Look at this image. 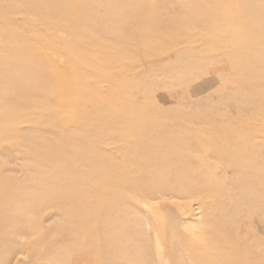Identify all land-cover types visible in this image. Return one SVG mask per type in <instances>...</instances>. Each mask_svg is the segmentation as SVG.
Returning a JSON list of instances; mask_svg holds the SVG:
<instances>
[{
    "label": "rangeland",
    "instance_id": "rangeland-1",
    "mask_svg": "<svg viewBox=\"0 0 264 264\" xmlns=\"http://www.w3.org/2000/svg\"><path fill=\"white\" fill-rule=\"evenodd\" d=\"M0 264H264V0H0Z\"/></svg>",
    "mask_w": 264,
    "mask_h": 264
}]
</instances>
